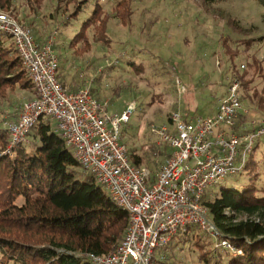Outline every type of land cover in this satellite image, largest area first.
I'll list each match as a JSON object with an SVG mask.
<instances>
[{"label":"trees","instance_id":"trees-1","mask_svg":"<svg viewBox=\"0 0 264 264\" xmlns=\"http://www.w3.org/2000/svg\"><path fill=\"white\" fill-rule=\"evenodd\" d=\"M18 1L0 0V7L14 14ZM45 1L23 0L22 4L30 13L40 14ZM258 1L264 3V0ZM50 2L56 7L57 14L63 11L68 15L64 28H78L69 40V46L82 42L89 44L88 30L94 31L95 42L106 47L109 45L110 40L105 34L111 18L102 11L101 0ZM113 9H118L115 14L119 15L123 24H132L133 3L118 0ZM53 14L50 16L54 19ZM7 37L0 34V99L16 85L32 90L33 95L29 98L32 99L35 97L33 83L13 41ZM58 37L60 40V35ZM58 42L55 41L56 52L65 47L64 42ZM126 64L137 72L143 71L142 63L133 58L126 59ZM61 67L64 66L60 64L58 76L67 86L69 79L62 78ZM257 67L250 65L255 72ZM112 72L106 82L98 79L92 85L91 91L100 101V90L107 89L108 80L116 81V72ZM239 77L246 83V74ZM114 92H119L117 86ZM262 94L259 100V94L253 91L251 97L257 98L263 107L264 91ZM249 98V95L242 96L247 107L245 102ZM249 114L250 111L237 121L236 129L241 133L256 131L262 125L260 123L253 129L244 130L243 124ZM51 122L49 118L47 122L39 123L33 146L23 143L12 152H8V129L0 130V264H95L87 253L108 254L127 233L130 221L128 211L120 207L104 186L82 168ZM260 147L263 151L257 158L256 151ZM148 148L150 150L143 155L137 153V149L130 152L134 164L145 166L144 163L149 162L152 156L155 159L151 163L155 166L162 164L171 151L156 143ZM243 173L248 175L246 179H230L205 201L217 234L200 228L195 233L184 232L183 242H188L193 259L202 264H264V134L257 138ZM223 241H227L229 246L223 245ZM172 242L164 248L166 258L160 254L155 264H184L177 259L176 245Z\"/></svg>","mask_w":264,"mask_h":264},{"label":"rangeland","instance_id":"rangeland-1","mask_svg":"<svg viewBox=\"0 0 264 264\" xmlns=\"http://www.w3.org/2000/svg\"><path fill=\"white\" fill-rule=\"evenodd\" d=\"M117 1L101 0L102 11L111 18L105 34L110 40L107 47L94 41L93 30L86 31L89 44L69 46L78 28H64L69 17L63 11L57 14L50 0L45 1L40 14L30 13L22 4L23 0H19L11 15L41 40L54 36L56 43L64 42L65 47L57 51V55L64 66L60 69L61 75L64 74L62 78L69 79L68 88L78 91L89 86L92 89L98 79L106 82L112 71L116 72V81L108 80L110 84L105 86L107 89H101L99 95L101 101L108 104L111 115L121 112L131 101L139 103L123 130L129 153L137 149V153L143 155L153 143L170 150L168 145H162L164 142L150 126L167 125L172 131L174 127L169 118L173 112L187 117L216 114L234 77L240 79L241 96H250L245 102L250 114L243 129H253L264 121V106L258 101L264 91V3L258 0H129L134 11L132 24L127 26L115 14L118 9L113 8ZM52 13L54 19L50 16ZM70 13H74L73 6ZM132 58L142 63V72L126 64V59ZM251 64L258 66L256 72L250 68ZM245 74L246 83H243L239 76ZM115 86L117 93H113ZM253 91L259 94L258 99L251 97ZM5 93L6 97L0 99V130L7 129L8 124L17 119L21 105L33 94L20 85ZM48 120L44 117L42 121ZM36 127L28 138L30 147L36 142ZM262 151V147L256 151L257 158ZM152 159L155 158L152 156L144 165L155 174L161 163L155 166ZM247 177L246 173H241L221 184L211 185L206 189L205 198H211L230 179ZM188 230L199 231L196 225ZM183 235L181 231L172 242L176 245L177 259L184 264H202L193 259L188 242L182 240ZM161 251L164 253L166 249L158 248L155 259L160 257Z\"/></svg>","mask_w":264,"mask_h":264},{"label":"built area","instance_id":"built-area-1","mask_svg":"<svg viewBox=\"0 0 264 264\" xmlns=\"http://www.w3.org/2000/svg\"><path fill=\"white\" fill-rule=\"evenodd\" d=\"M0 34L9 36L33 83L35 97L25 100L17 119L8 126V152L23 143L44 117L76 159L111 198L129 213L123 240L110 253H87L95 264H153L158 248L171 244L192 225L217 234L206 205V189L245 171L264 121L256 131L241 133L237 121L249 113L239 92V80L228 88L216 114L187 117L173 112L167 125H152L171 149L153 175L148 166L134 164L123 130L139 108L131 101L121 112H108L89 86L71 91L59 78L60 60L55 37L38 41L33 31L0 7ZM229 246L227 241L222 243ZM162 258L166 255L161 251Z\"/></svg>","mask_w":264,"mask_h":264},{"label":"crops","instance_id":"crops-1","mask_svg":"<svg viewBox=\"0 0 264 264\" xmlns=\"http://www.w3.org/2000/svg\"><path fill=\"white\" fill-rule=\"evenodd\" d=\"M35 37H36V39L38 40V41H44L45 39H43V40H41L39 37H37V35H35ZM33 95V94H32ZM31 95V96H32ZM215 114V113H214Z\"/></svg>","mask_w":264,"mask_h":264}]
</instances>
